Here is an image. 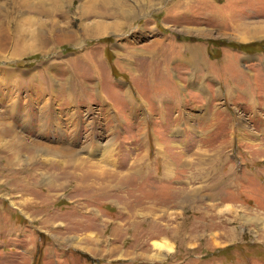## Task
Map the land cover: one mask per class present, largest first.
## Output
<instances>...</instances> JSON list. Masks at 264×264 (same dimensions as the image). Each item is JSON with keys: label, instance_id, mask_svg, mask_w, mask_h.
I'll use <instances>...</instances> for the list:
<instances>
[{"label": "rangeland", "instance_id": "rangeland-1", "mask_svg": "<svg viewBox=\"0 0 264 264\" xmlns=\"http://www.w3.org/2000/svg\"><path fill=\"white\" fill-rule=\"evenodd\" d=\"M0 264H264V0H0Z\"/></svg>", "mask_w": 264, "mask_h": 264}, {"label": "crops", "instance_id": "crops-1", "mask_svg": "<svg viewBox=\"0 0 264 264\" xmlns=\"http://www.w3.org/2000/svg\"><path fill=\"white\" fill-rule=\"evenodd\" d=\"M207 9V8H206ZM185 58H188V60H190L189 59V56H186ZM195 59V58H194ZM193 64H191V63H189V65L191 66V65H195V62H192ZM227 65V64H226ZM224 66V70H227L228 69V67L227 66ZM146 96V95H145ZM223 99V98H222ZM222 101H224V100H222ZM235 111V110H234ZM236 115V112L234 113V116Z\"/></svg>", "mask_w": 264, "mask_h": 264}, {"label": "bare ground", "instance_id": "bare-ground-1", "mask_svg": "<svg viewBox=\"0 0 264 264\" xmlns=\"http://www.w3.org/2000/svg\"><path fill=\"white\" fill-rule=\"evenodd\" d=\"M93 5H94V4H93ZM96 8H98V6H97V7H95V9H96ZM99 10H100V9H99ZM100 11H101V10H100ZM96 12H97V11H96ZM98 13H99V12H98ZM159 248H161V247H159ZM157 260H158V259H157Z\"/></svg>", "mask_w": 264, "mask_h": 264}]
</instances>
